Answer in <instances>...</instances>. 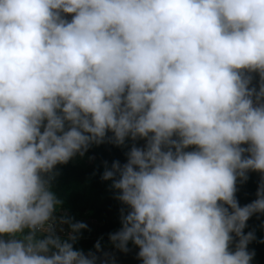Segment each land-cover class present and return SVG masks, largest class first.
<instances>
[{"label": "clouds", "instance_id": "1", "mask_svg": "<svg viewBox=\"0 0 264 264\" xmlns=\"http://www.w3.org/2000/svg\"><path fill=\"white\" fill-rule=\"evenodd\" d=\"M104 143L125 149L100 176L121 205L113 247L141 264H252L264 0H0V264H98L103 237L76 247L88 225L55 181Z\"/></svg>", "mask_w": 264, "mask_h": 264}, {"label": "trees", "instance_id": "2", "mask_svg": "<svg viewBox=\"0 0 264 264\" xmlns=\"http://www.w3.org/2000/svg\"><path fill=\"white\" fill-rule=\"evenodd\" d=\"M124 151L123 148L104 143L91 147L85 154L86 161L81 165L70 160L67 164L57 166L60 175L55 181V188L64 197L63 208L75 220L88 225V229L82 230V236L76 244V247L85 251L92 249L101 237V248L113 247L107 240V234L119 227L118 210L121 205L112 198V191L107 186L110 182L101 180L100 176L103 162L110 164L114 159L123 162ZM258 179V173L250 172L248 181L238 185L236 196L241 205L255 198ZM262 222L264 215L259 218L253 215L247 221L248 227L244 229L245 232L255 230L256 240L248 245L249 250H255L252 264H264V243L259 242L264 237Z\"/></svg>", "mask_w": 264, "mask_h": 264}, {"label": "water", "instance_id": "3", "mask_svg": "<svg viewBox=\"0 0 264 264\" xmlns=\"http://www.w3.org/2000/svg\"><path fill=\"white\" fill-rule=\"evenodd\" d=\"M138 249L129 246L127 252L121 251L115 247H104L97 252L100 258L98 264H141L137 257Z\"/></svg>", "mask_w": 264, "mask_h": 264}, {"label": "rangeland", "instance_id": "4", "mask_svg": "<svg viewBox=\"0 0 264 264\" xmlns=\"http://www.w3.org/2000/svg\"><path fill=\"white\" fill-rule=\"evenodd\" d=\"M71 161L73 163H76L78 165H81L84 161H86V158H85V156L84 157L77 156V157L73 158Z\"/></svg>", "mask_w": 264, "mask_h": 264}]
</instances>
